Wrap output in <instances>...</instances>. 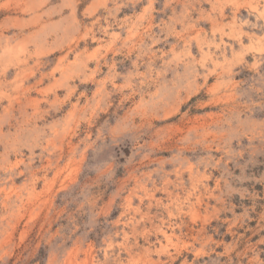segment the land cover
I'll return each mask as SVG.
<instances>
[{"label": "rangeland", "instance_id": "rangeland-1", "mask_svg": "<svg viewBox=\"0 0 264 264\" xmlns=\"http://www.w3.org/2000/svg\"><path fill=\"white\" fill-rule=\"evenodd\" d=\"M0 264H264V0H0Z\"/></svg>", "mask_w": 264, "mask_h": 264}]
</instances>
